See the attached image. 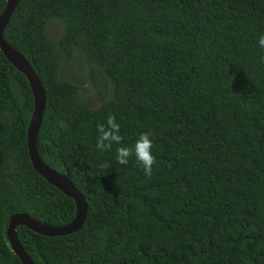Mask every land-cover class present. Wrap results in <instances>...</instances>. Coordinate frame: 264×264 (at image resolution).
Listing matches in <instances>:
<instances>
[{"label":"trees","instance_id":"obj_1","mask_svg":"<svg viewBox=\"0 0 264 264\" xmlns=\"http://www.w3.org/2000/svg\"><path fill=\"white\" fill-rule=\"evenodd\" d=\"M52 19L60 30L49 39ZM260 34L264 0H17L1 36L43 91L36 154L86 204L75 232L15 228L32 264H264ZM75 62L95 108L60 75ZM32 105L25 77L0 51V264H21L4 236L11 214L60 226L75 211L31 167ZM109 113L124 146L151 131V177L135 156L119 164L118 145L95 147Z\"/></svg>","mask_w":264,"mask_h":264},{"label":"water","instance_id":"obj_2","mask_svg":"<svg viewBox=\"0 0 264 264\" xmlns=\"http://www.w3.org/2000/svg\"><path fill=\"white\" fill-rule=\"evenodd\" d=\"M16 3L17 0H6L4 7L0 12V51L5 59L25 77L31 91L33 105L25 134L27 156L33 170L48 184L61 191L67 197L71 198L75 209L72 219L66 224L60 226L43 224L25 213H15L8 217L7 224L4 229V236L10 250L18 258L21 264H32L16 238L15 228L22 225L32 232L43 236H58L75 232L82 225L86 204L83 196L75 189L71 181L64 175L49 168L36 154L35 136L38 131L44 105L43 91L37 76L32 71L26 60L16 50L8 45L1 36L2 30L7 23L9 16L13 12Z\"/></svg>","mask_w":264,"mask_h":264},{"label":"clouds","instance_id":"obj_3","mask_svg":"<svg viewBox=\"0 0 264 264\" xmlns=\"http://www.w3.org/2000/svg\"><path fill=\"white\" fill-rule=\"evenodd\" d=\"M259 47L264 50V34L257 37ZM260 61L264 63V56L260 57ZM57 124L60 128L66 125L62 120H58ZM97 141L95 147L100 151H109L113 145L116 147V161L121 165H127L129 157L135 156L137 165L141 168L146 177H151L153 173V165L156 164V158L152 154L153 142L151 131L141 132L132 146H124L123 137L120 134V124L117 122L115 115L109 113L106 123L97 124ZM102 167L108 168L110 165L106 162Z\"/></svg>","mask_w":264,"mask_h":264},{"label":"rangeland","instance_id":"obj_4","mask_svg":"<svg viewBox=\"0 0 264 264\" xmlns=\"http://www.w3.org/2000/svg\"><path fill=\"white\" fill-rule=\"evenodd\" d=\"M60 30V23L57 20H50L45 26V33L49 39L54 38ZM85 68L78 62L73 65L63 64L60 68L61 77L75 83L79 87L80 95L85 99L91 108H95L100 103L97 94L87 86L85 79L82 77Z\"/></svg>","mask_w":264,"mask_h":264}]
</instances>
